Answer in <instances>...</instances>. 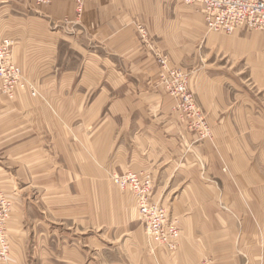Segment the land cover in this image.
I'll return each mask as SVG.
<instances>
[{"label":"crops","instance_id":"obj_1","mask_svg":"<svg viewBox=\"0 0 264 264\" xmlns=\"http://www.w3.org/2000/svg\"><path fill=\"white\" fill-rule=\"evenodd\" d=\"M82 1L78 15L77 0H0V39L14 41L36 91L10 101L0 82V186L103 204L113 174L149 173L182 236L177 251L147 252L144 264H264L261 35H208L202 7L182 0ZM159 56L189 74L208 141L176 111ZM31 247L27 261L29 245L16 244L13 264H96L74 263L72 247L61 261L42 259L52 244Z\"/></svg>","mask_w":264,"mask_h":264},{"label":"rangeland","instance_id":"obj_2","mask_svg":"<svg viewBox=\"0 0 264 264\" xmlns=\"http://www.w3.org/2000/svg\"><path fill=\"white\" fill-rule=\"evenodd\" d=\"M140 28L144 29V27H138L139 33ZM144 30L146 31V29ZM146 33L148 34L147 31ZM207 34L227 35L211 32L208 29ZM148 39L149 34L147 40ZM1 40L11 39H0V41ZM142 40L144 39L142 38ZM204 43L205 40L202 45L203 47L205 45ZM163 59L166 61L165 58ZM209 61L210 60L202 61L201 66L207 65ZM224 64V61L217 60V67H222ZM177 72L182 73L189 87V93L192 95L196 106L200 109L201 116L210 129L207 114L201 107L192 90L190 76L187 72L176 68H166V72L161 74L160 83L168 92L164 84L163 76L169 78L170 82H172L175 81ZM236 78L234 77L233 80H236ZM18 90H28L32 96H34L33 92L36 93L34 87L31 84L25 83L22 78V84L15 90L14 97L10 98L2 92L1 83V93L10 101L16 98ZM168 93L170 95V92ZM172 98L177 105V99L174 97ZM176 111L182 118L177 107ZM182 121L189 130L197 134L196 131L190 127L191 123L183 118ZM198 137L200 142L208 141L211 137V132L209 138L203 139L200 135H198ZM117 175L122 174H113L108 182L110 186L104 189L105 202L103 204H95L91 203V201L88 203H80V198L77 196L71 198L60 195L59 192H57L60 189L56 190L55 198H53L55 201L50 203L46 200L50 198L47 197L45 199L42 195H39L38 189H14L0 186V196L2 197L0 198V212H2V217L0 219L2 220L1 223L6 231V237L10 246L8 257L4 259L0 256V264H13L14 248L15 245L19 243H26L30 247L28 254L25 253L27 261L36 259L34 254L37 253L36 251L33 252V248L31 247L34 244H40L41 246L52 244L55 250L52 253L48 251L44 253L43 250L42 259H46L51 254L56 256L58 261L64 260L66 255H68L65 248L72 247V259L74 263L80 261L81 256L84 255L86 259L88 256V263L144 264L147 252L149 256L155 257L161 250H165L161 249L154 240L148 237L141 221L135 199L129 193L121 191L114 184L113 179ZM79 190L81 189H72L73 192H79ZM89 190L91 193V189ZM90 199L91 198H89V200ZM169 213L172 217V213L170 211ZM172 219L176 220L173 217ZM136 230L139 234L134 235L133 232ZM181 236L180 229L179 242ZM167 252L173 253L172 251ZM85 258L83 259L85 260Z\"/></svg>","mask_w":264,"mask_h":264},{"label":"built area","instance_id":"obj_3","mask_svg":"<svg viewBox=\"0 0 264 264\" xmlns=\"http://www.w3.org/2000/svg\"><path fill=\"white\" fill-rule=\"evenodd\" d=\"M188 5H199L207 29L211 32L232 35L238 30L259 33L264 41V0H183ZM38 5H47L50 0H37ZM83 1L77 0V13L81 14ZM140 35L147 40L148 34L142 28ZM15 43L11 40L0 41V80L2 92L10 98L22 84V71L15 62L13 50ZM159 63L166 69V61L159 56ZM175 81L163 76L164 84L170 95L177 99V109L190 127L203 139L209 138L210 129L196 106L189 87L182 73H176ZM173 78V76H172ZM35 96L36 93L33 92ZM114 184L123 192L129 193L136 201L139 215L145 231L161 249L175 251L178 248L180 228L176 220L170 216L169 210L154 201V179L151 174L127 172L117 175ZM0 198H2L0 196ZM6 207V205H5ZM2 212H0V218ZM0 219V256L6 259L10 246L6 231Z\"/></svg>","mask_w":264,"mask_h":264}]
</instances>
